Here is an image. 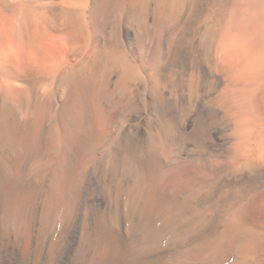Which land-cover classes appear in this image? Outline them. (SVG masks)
Instances as JSON below:
<instances>
[{"label": "bare ground", "instance_id": "1", "mask_svg": "<svg viewBox=\"0 0 264 264\" xmlns=\"http://www.w3.org/2000/svg\"><path fill=\"white\" fill-rule=\"evenodd\" d=\"M213 20L192 0H0V264H264V145L236 132L232 162L210 157ZM228 30L253 55L224 57L218 97L262 112L264 0H234Z\"/></svg>", "mask_w": 264, "mask_h": 264}, {"label": "rangeland", "instance_id": "2", "mask_svg": "<svg viewBox=\"0 0 264 264\" xmlns=\"http://www.w3.org/2000/svg\"><path fill=\"white\" fill-rule=\"evenodd\" d=\"M192 2L194 3V24H196V25L200 24L204 18L209 17V15H210V17H212L214 19L213 25H217L216 28H214V31L212 30L213 32H211V30L209 32L210 37H212V39L214 41H212L211 38L208 37L206 40H208L210 38L209 40H211L210 41L211 43L208 44L207 43L208 41L205 42L207 45H210L211 54H210V50H209V54L210 55L214 54V56L213 57L211 56V57L213 58V62H214L215 75L210 77V78L208 77V79L205 80V82H209L211 80L210 82H212V88L215 89L214 93L217 91L220 92L222 90V88L224 89V87H226L227 83H228L227 87L229 86V88H227V90L228 89L230 90V86H231L233 78L231 77V75L228 76V74L226 72H224V70L222 68L225 65L224 57L229 56L230 61L233 62V60H234L235 63L240 61V60H243L245 58L251 57L253 55L252 54V52H253L252 51L253 50L252 38L250 35H237V34L229 32V30H228V25L230 23V15H231V10H232L234 0H192ZM209 12L210 13L212 12L213 16H212V14H209ZM215 29H217V30H215ZM211 34H213V36H211ZM191 35H192V32H190L187 35V37L185 39V41H187L186 44H190L189 41H190ZM255 57L256 58L254 60V65L258 69L262 66L263 59H262V57H259V56H255ZM229 63H227V64H229ZM218 92L215 95H211L209 97H202L201 96V99H202L201 101L203 102V104L207 105V106H208V104H210L209 106L214 105L215 107L214 106L213 107L217 109L219 116L222 117L221 121H220L222 123V125L220 124V129H222V132L220 131V133H222V135L220 134L221 136H219L221 141L220 140H219V142L216 141V143H215L216 145L214 144L215 147H214V150L211 152L210 157L214 156L216 159V157H218V155H215L213 153L215 152L217 154L219 151H221V149H222L223 153L224 152L226 153L225 149L228 148L226 145H229V146L233 145L237 139L234 137L235 135H233V134H236V132L241 134V136L244 138V140H243L244 143L242 141L240 142L238 139V141L240 143H242V145H244V146L246 143H247L246 145H264V115H261V114H264V111L261 112L260 109L257 111V108H255V106H257L258 102H256V104H254L255 103L254 100H256V99H253L252 101L251 100L248 101V99H249L248 97H247L248 99H244V97L239 98L233 94V95H230V96L234 97V98L231 97L233 102H234V103L232 102L233 105L230 102L231 100H228L227 103L228 102L229 103L225 104L226 102L223 103V100H221L220 97H218V95H219ZM237 102H238V104H237ZM240 102H242V103L240 104ZM239 104L241 106H239ZM242 106H243V108H242ZM238 113H240L241 115ZM223 118H225L226 121ZM234 118H235V120H233ZM233 132H235V133H233ZM256 136L259 137V139L256 138ZM222 137H224V138H222ZM232 138L234 140H232ZM261 139H262L261 142L257 141V140H261ZM252 141H253V143H252ZM232 142H233V144H231ZM237 142H235V143H237ZM240 143H239V145H240ZM222 151L219 152V157L217 158V159H219V161H224L226 157L228 158V156H226L227 153L226 154L224 153V155H225L224 156L222 154ZM249 153H251V152H249ZM248 157L249 156H247V155L244 157L242 156L244 161L247 163L249 162ZM252 157H249V158L251 160H255V154L252 155ZM227 158H226V160H228L229 162H232L231 160H229V158L228 159ZM220 159H222V160H220ZM231 159H232V157H231ZM263 204L261 205L262 206L261 210L264 211V205Z\"/></svg>", "mask_w": 264, "mask_h": 264}]
</instances>
